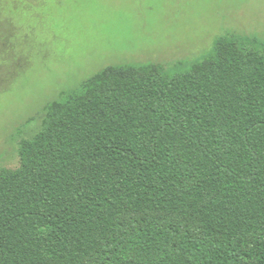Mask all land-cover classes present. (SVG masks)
<instances>
[{"label": "trees", "instance_id": "1", "mask_svg": "<svg viewBox=\"0 0 264 264\" xmlns=\"http://www.w3.org/2000/svg\"><path fill=\"white\" fill-rule=\"evenodd\" d=\"M39 115L0 168V264H264V43L108 65Z\"/></svg>", "mask_w": 264, "mask_h": 264}, {"label": "rangeland", "instance_id": "2", "mask_svg": "<svg viewBox=\"0 0 264 264\" xmlns=\"http://www.w3.org/2000/svg\"><path fill=\"white\" fill-rule=\"evenodd\" d=\"M221 39L264 43V0H0V168L44 105L104 67L180 74Z\"/></svg>", "mask_w": 264, "mask_h": 264}]
</instances>
